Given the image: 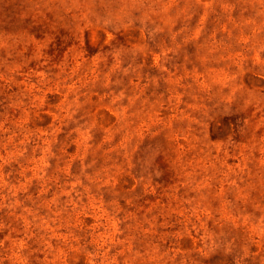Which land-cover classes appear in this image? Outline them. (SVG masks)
<instances>
[{"label": "rangeland", "instance_id": "1", "mask_svg": "<svg viewBox=\"0 0 264 264\" xmlns=\"http://www.w3.org/2000/svg\"><path fill=\"white\" fill-rule=\"evenodd\" d=\"M0 264H264V0H0Z\"/></svg>", "mask_w": 264, "mask_h": 264}]
</instances>
